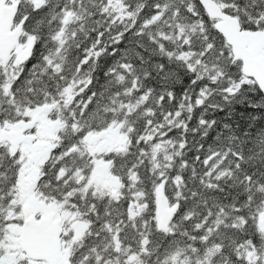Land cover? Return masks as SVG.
Wrapping results in <instances>:
<instances>
[{"label":"snow or ice","instance_id":"snow-or-ice-1","mask_svg":"<svg viewBox=\"0 0 264 264\" xmlns=\"http://www.w3.org/2000/svg\"><path fill=\"white\" fill-rule=\"evenodd\" d=\"M0 264H264V0H0Z\"/></svg>","mask_w":264,"mask_h":264}]
</instances>
